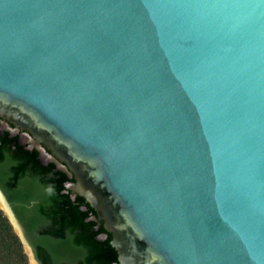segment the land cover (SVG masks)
<instances>
[{
  "label": "water",
  "instance_id": "water-1",
  "mask_svg": "<svg viewBox=\"0 0 264 264\" xmlns=\"http://www.w3.org/2000/svg\"><path fill=\"white\" fill-rule=\"evenodd\" d=\"M0 124L116 264H264V0H0Z\"/></svg>",
  "mask_w": 264,
  "mask_h": 264
},
{
  "label": "flooded vegetation",
  "instance_id": "flooded-vegetation-1",
  "mask_svg": "<svg viewBox=\"0 0 264 264\" xmlns=\"http://www.w3.org/2000/svg\"><path fill=\"white\" fill-rule=\"evenodd\" d=\"M30 146V144L24 143L22 141L20 134L12 135L8 131L4 130L0 124V166H5L2 173L6 179V183L12 189L22 191L23 189L27 188L26 190H29L31 193L29 196V198H32L30 199V203H22L20 201V206L25 214L26 219V224H21L24 228L28 241L34 249L38 264H87L86 256L76 258L74 252L67 248L65 244H61L62 240L66 241L70 236L75 238L79 233V229L72 227L69 222L64 221L61 224L54 217L44 216L45 218L40 219L38 217L39 215H36L33 211L35 203H40V201L44 200V197L47 196V194H50V186L48 185L38 188L34 184L28 187L24 185L26 181L35 182L36 178L44 181L48 169L51 166H54L53 173H62L67 178L61 193L68 196L73 203H76L77 199L81 196L75 194L67 187V184L74 182L75 179L68 178L67 175L59 171L53 163H45L40 158L39 153L35 149H31ZM20 149L24 152L37 153L38 165L32 166L30 164H26L23 170L17 171L16 168H18V166L21 164L23 165L24 163L25 153L23 152L24 154H19L18 152ZM33 198H37V200ZM84 201V204H81L82 206H80V208L83 212L89 213V216L85 219L86 225L89 226L94 224L93 228L94 231L98 233L97 239L99 241H107L111 237V242L112 235H105L106 231L103 227V222L99 224L92 221L95 211L85 199ZM42 211L48 212L49 209L42 208ZM48 242H53L56 246L52 245V243L50 245ZM116 263L117 261L115 264Z\"/></svg>",
  "mask_w": 264,
  "mask_h": 264
},
{
  "label": "trees",
  "instance_id": "trees-1",
  "mask_svg": "<svg viewBox=\"0 0 264 264\" xmlns=\"http://www.w3.org/2000/svg\"><path fill=\"white\" fill-rule=\"evenodd\" d=\"M19 150V154H24V163L16 168L17 171L23 170L26 164L38 165L37 153L24 152ZM5 166H0V183L1 188L10 201L16 215L20 219L22 224H26L25 214L20 206L22 203H30L29 196L31 193L27 188L22 191L12 189L6 183V179L3 175ZM54 166L48 169L45 180L42 181L36 178L35 182L26 181L24 185L26 187L35 185L38 188L43 186H50L51 192L44 197V200L40 203H35L33 211L40 219L47 216L54 217L61 224L69 222L75 229H79L78 235L67 238L66 241L62 240L61 244H65L69 248L76 258L81 256L87 257V264H115L117 261V252L110 244V238L107 241H99L97 239L98 233L94 231L93 225H86L85 219L89 216L88 212H83L80 208L84 204L83 198H78L76 203H73L71 199L63 195L61 190L64 188L66 176L62 173H53ZM16 179V177H15ZM26 191V192H24ZM20 192V193H19ZM36 199L37 198H33ZM82 204V205H81ZM45 205V206H43ZM43 209H49L48 212L42 211ZM43 215V216H42ZM45 216V217H44ZM42 221V220H40ZM50 245H55L53 242H48ZM56 246V245H55ZM0 264H28V256L24 253L23 244L13 229L12 224L0 209Z\"/></svg>",
  "mask_w": 264,
  "mask_h": 264
},
{
  "label": "rangeland",
  "instance_id": "rangeland-1",
  "mask_svg": "<svg viewBox=\"0 0 264 264\" xmlns=\"http://www.w3.org/2000/svg\"><path fill=\"white\" fill-rule=\"evenodd\" d=\"M24 248V247H23ZM24 253L26 254V252H25V249H24ZM28 256V255H27ZM28 264H30V259H29V257H28Z\"/></svg>",
  "mask_w": 264,
  "mask_h": 264
}]
</instances>
